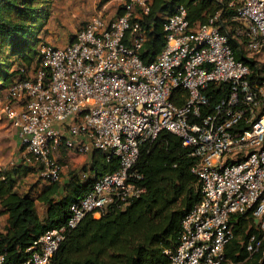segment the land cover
Listing matches in <instances>:
<instances>
[{
    "label": "built area",
    "instance_id": "built-area-1",
    "mask_svg": "<svg viewBox=\"0 0 264 264\" xmlns=\"http://www.w3.org/2000/svg\"><path fill=\"white\" fill-rule=\"evenodd\" d=\"M113 18L97 14L64 47L42 45L41 66L0 95V122L10 124L26 148L24 158L45 181L60 180L62 150L116 157L120 168L93 178L70 207L66 224L34 240L19 264H53L69 229L87 216L123 208L145 189L133 179L141 147L162 132L179 136L197 157L201 200L182 219L169 264H222L233 238L231 219L251 211L261 234L247 250L264 246V0H230L242 23L247 54L238 60L217 17L194 26L184 4L164 25L165 44L145 63L148 40L140 21L153 0H117ZM254 66V68H253ZM229 86L213 102L208 90ZM180 92L181 103L174 98ZM176 96V97H175ZM0 264L6 256L0 252Z\"/></svg>",
    "mask_w": 264,
    "mask_h": 264
},
{
    "label": "trees",
    "instance_id": "trees-1",
    "mask_svg": "<svg viewBox=\"0 0 264 264\" xmlns=\"http://www.w3.org/2000/svg\"><path fill=\"white\" fill-rule=\"evenodd\" d=\"M51 1L0 0V94L41 66L39 32L49 17ZM178 4L187 7L194 26L217 17L216 24L228 35L236 57L244 59L247 39L237 35L244 25L232 19L235 7L230 0H153L149 14L140 20L148 34L140 52L145 63L155 60L164 47V25ZM16 62L23 66L12 69ZM208 92L217 102L227 95L229 86L212 84ZM176 96L173 100L180 104V92ZM61 154L68 157L65 149ZM22 162L13 170L0 169V215L7 221L0 232V252L6 256V264L24 261L35 239L66 224L72 203L90 189L93 180L91 176L84 180L73 171L63 182L61 178L55 183L47 181L33 193L21 192V179L32 172L38 174L24 158ZM197 164V157L182 139L169 131L145 143L133 168L142 177L133 180L145 191L123 208L110 209L98 219L87 216L69 229L53 264H169L167 251L179 246L182 219L202 197V181L192 171ZM88 166L89 175L103 176L119 170L120 161L96 150ZM231 226L234 235L222 264H264V246L252 254L247 250L250 237L261 234L251 211L233 215Z\"/></svg>",
    "mask_w": 264,
    "mask_h": 264
},
{
    "label": "rangeland",
    "instance_id": "rangeland-1",
    "mask_svg": "<svg viewBox=\"0 0 264 264\" xmlns=\"http://www.w3.org/2000/svg\"><path fill=\"white\" fill-rule=\"evenodd\" d=\"M49 8V17L39 32L41 40L39 49L44 44L57 47L67 46L92 16L102 14L107 18H113L120 11L117 0H52ZM19 66L22 67L23 65L21 66L19 62H16L12 69ZM26 155V149L23 150V145L18 140L16 131L10 124L0 122V169L13 170L17 168L23 163L22 160ZM60 155L58 156L63 167L60 181L63 182L67 175L73 171L79 172L81 175L88 174L90 156L73 154L71 157L67 155L68 157L65 158L62 154ZM26 177L25 180L24 178L21 179L19 185L21 192L33 193L37 186L47 183L41 179L39 174L34 172ZM34 186H36L35 189ZM39 212L43 216L44 208L40 207ZM6 223V216L0 215V232H4Z\"/></svg>",
    "mask_w": 264,
    "mask_h": 264
},
{
    "label": "crops",
    "instance_id": "crops-1",
    "mask_svg": "<svg viewBox=\"0 0 264 264\" xmlns=\"http://www.w3.org/2000/svg\"><path fill=\"white\" fill-rule=\"evenodd\" d=\"M16 135H17V134H16ZM17 137H18V136H17ZM18 140H19V138H18ZM19 141H20V140H19ZM72 155H73V153H68V156H69V157H71ZM60 156H61V155H60ZM83 156H85V155H83ZM84 159H85V158H84ZM26 178H27V177H26ZM26 178L24 177V180H25ZM43 185H44V184H42V186H37L36 189H37V190H40V189L43 187Z\"/></svg>",
    "mask_w": 264,
    "mask_h": 264
},
{
    "label": "water",
    "instance_id": "water-1",
    "mask_svg": "<svg viewBox=\"0 0 264 264\" xmlns=\"http://www.w3.org/2000/svg\"><path fill=\"white\" fill-rule=\"evenodd\" d=\"M256 223H258V220H256Z\"/></svg>",
    "mask_w": 264,
    "mask_h": 264
}]
</instances>
